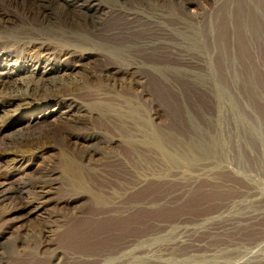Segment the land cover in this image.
<instances>
[{"label": "bare ground", "instance_id": "1", "mask_svg": "<svg viewBox=\"0 0 264 264\" xmlns=\"http://www.w3.org/2000/svg\"><path fill=\"white\" fill-rule=\"evenodd\" d=\"M224 3L242 0H0V264H167L152 250L169 230L105 249L117 230L105 221L131 215L130 196L152 181L225 186L210 166L225 157L219 102L214 130L188 107L179 128L149 87L216 97ZM85 214L105 225L71 233L72 248L58 242Z\"/></svg>", "mask_w": 264, "mask_h": 264}, {"label": "rangeland", "instance_id": "2", "mask_svg": "<svg viewBox=\"0 0 264 264\" xmlns=\"http://www.w3.org/2000/svg\"><path fill=\"white\" fill-rule=\"evenodd\" d=\"M205 1L195 0L199 5ZM225 4L219 6L215 19L218 41L212 63L217 98L189 84L180 85L181 95L168 93L161 98L154 86H149L166 122L179 128L182 123L190 127L188 107L201 126L203 115L211 114L214 130V106L219 102L216 138L225 147V157L218 154L210 166L215 167L214 173L219 171L213 174L225 180V188L204 175L197 183L178 186L152 181L130 196L135 204L131 215L105 221L108 226H117L113 235L105 233V249L169 230L155 240L152 250L155 258L164 255L167 264H264V0H242L229 9ZM219 166L229 170L222 172ZM20 176L7 181L18 182ZM90 218L85 214L69 222L58 242L72 248L77 243L70 238L71 233L105 225L98 220L87 224Z\"/></svg>", "mask_w": 264, "mask_h": 264}]
</instances>
